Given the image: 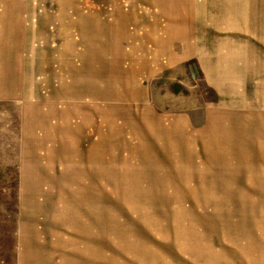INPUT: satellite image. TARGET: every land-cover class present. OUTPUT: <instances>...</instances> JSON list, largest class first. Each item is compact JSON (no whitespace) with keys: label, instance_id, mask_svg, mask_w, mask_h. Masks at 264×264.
Wrapping results in <instances>:
<instances>
[{"label":"rangeland","instance_id":"374dc122","mask_svg":"<svg viewBox=\"0 0 264 264\" xmlns=\"http://www.w3.org/2000/svg\"><path fill=\"white\" fill-rule=\"evenodd\" d=\"M257 23L264 0H0V264H264V109L230 73Z\"/></svg>","mask_w":264,"mask_h":264},{"label":"crops","instance_id":"0c3cea01","mask_svg":"<svg viewBox=\"0 0 264 264\" xmlns=\"http://www.w3.org/2000/svg\"><path fill=\"white\" fill-rule=\"evenodd\" d=\"M226 20H229L231 25H236L238 22L239 25H242L240 23H247L248 18L229 17ZM258 20L261 22L262 19ZM257 24L264 26V23ZM247 34L249 35V33ZM250 34L251 37L255 35L262 39L259 42L261 46L256 45L254 39L247 41L246 45H238V52L231 56L230 73L235 76H232L231 79L237 84L232 88L237 92L236 96L241 100L240 105L250 106L256 104L264 109V29H252Z\"/></svg>","mask_w":264,"mask_h":264}]
</instances>
